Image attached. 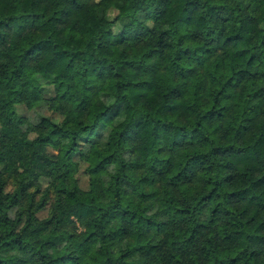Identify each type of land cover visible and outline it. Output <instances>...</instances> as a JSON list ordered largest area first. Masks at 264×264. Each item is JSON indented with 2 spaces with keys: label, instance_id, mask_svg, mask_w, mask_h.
Returning a JSON list of instances; mask_svg holds the SVG:
<instances>
[{
  "label": "trees",
  "instance_id": "16d2710c",
  "mask_svg": "<svg viewBox=\"0 0 264 264\" xmlns=\"http://www.w3.org/2000/svg\"><path fill=\"white\" fill-rule=\"evenodd\" d=\"M0 264H264V0H0Z\"/></svg>",
  "mask_w": 264,
  "mask_h": 264
},
{
  "label": "rangeland",
  "instance_id": "374dc122",
  "mask_svg": "<svg viewBox=\"0 0 264 264\" xmlns=\"http://www.w3.org/2000/svg\"><path fill=\"white\" fill-rule=\"evenodd\" d=\"M47 148H53V147H51V146H47ZM54 149V148H53ZM34 169L37 171V172H43L44 173V171H48L49 169H48V166H47V164L45 163V162H38L37 164H34ZM73 171H75L76 170V168H75V166H73ZM70 176H71V174H70ZM71 180H72V178H71ZM153 188V187H152Z\"/></svg>",
  "mask_w": 264,
  "mask_h": 264
}]
</instances>
